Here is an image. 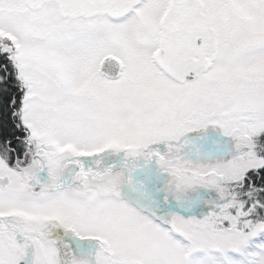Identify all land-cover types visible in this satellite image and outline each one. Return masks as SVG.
<instances>
[{
  "label": "snow or ice",
  "instance_id": "1",
  "mask_svg": "<svg viewBox=\"0 0 264 264\" xmlns=\"http://www.w3.org/2000/svg\"><path fill=\"white\" fill-rule=\"evenodd\" d=\"M0 264H264V0H0Z\"/></svg>",
  "mask_w": 264,
  "mask_h": 264
}]
</instances>
